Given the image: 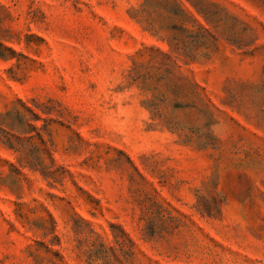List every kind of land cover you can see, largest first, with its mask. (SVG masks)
Wrapping results in <instances>:
<instances>
[{"label": "rangeland", "instance_id": "rangeland-1", "mask_svg": "<svg viewBox=\"0 0 264 264\" xmlns=\"http://www.w3.org/2000/svg\"><path fill=\"white\" fill-rule=\"evenodd\" d=\"M0 264H264V0H0Z\"/></svg>", "mask_w": 264, "mask_h": 264}, {"label": "trees", "instance_id": "trees-1", "mask_svg": "<svg viewBox=\"0 0 264 264\" xmlns=\"http://www.w3.org/2000/svg\"><path fill=\"white\" fill-rule=\"evenodd\" d=\"M169 13H173L174 15H177V13L173 12L172 10H169ZM181 13H186L187 14V12L185 10H181Z\"/></svg>", "mask_w": 264, "mask_h": 264}]
</instances>
